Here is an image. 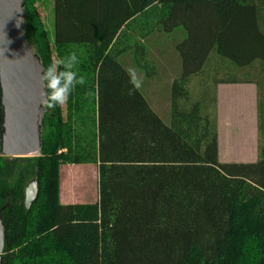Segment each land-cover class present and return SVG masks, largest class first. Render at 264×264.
Masks as SVG:
<instances>
[{
  "label": "trees",
  "instance_id": "obj_1",
  "mask_svg": "<svg viewBox=\"0 0 264 264\" xmlns=\"http://www.w3.org/2000/svg\"><path fill=\"white\" fill-rule=\"evenodd\" d=\"M35 2L24 0L29 45L45 69L76 53L85 84L66 116L45 106L39 156L0 154L1 264H264V0H54L52 42ZM178 27L183 72L166 125L120 59L143 54L137 35ZM214 57L259 76L207 82ZM193 79L257 86L256 163L220 162L217 99L192 92ZM62 165L98 166V202H60Z\"/></svg>",
  "mask_w": 264,
  "mask_h": 264
},
{
  "label": "rangeland",
  "instance_id": "obj_2",
  "mask_svg": "<svg viewBox=\"0 0 264 264\" xmlns=\"http://www.w3.org/2000/svg\"><path fill=\"white\" fill-rule=\"evenodd\" d=\"M34 5L52 42L54 0H36ZM186 38L187 32L183 27L176 28L172 33L155 32L146 39L137 35L136 42L143 47V54L131 52L120 59L136 87L166 125L171 124V87L175 78H178L183 72L178 46ZM31 48L40 59L35 49ZM54 57L56 58V55ZM212 62L213 69L206 72L207 77L205 78L210 83L215 75L219 79L227 78L226 76H231V74L241 78H246L247 74L254 78L259 76V66H255L254 70L250 69L244 75L238 72L233 73L234 69L229 66V63L216 57L213 58ZM202 81L193 79L190 83L191 90L196 94L209 88L211 93L209 99L214 95L217 99L212 106L216 109L220 162L256 163L259 159L260 147L257 130L259 96L257 86L253 84H219L215 88L214 84L206 82L202 85ZM62 107L66 116L67 104L65 103ZM2 132L3 129L1 128L0 133ZM37 156L39 154L13 158ZM98 199V166L62 165L60 167V202L62 204H94L98 202Z\"/></svg>",
  "mask_w": 264,
  "mask_h": 264
},
{
  "label": "water",
  "instance_id": "obj_3",
  "mask_svg": "<svg viewBox=\"0 0 264 264\" xmlns=\"http://www.w3.org/2000/svg\"><path fill=\"white\" fill-rule=\"evenodd\" d=\"M9 41V43H8ZM41 60L25 38L24 0H0V152L6 157L40 154L45 106L42 103ZM37 181L26 187L25 205L37 196ZM5 226L0 219V264Z\"/></svg>",
  "mask_w": 264,
  "mask_h": 264
},
{
  "label": "clouds",
  "instance_id": "obj_4",
  "mask_svg": "<svg viewBox=\"0 0 264 264\" xmlns=\"http://www.w3.org/2000/svg\"><path fill=\"white\" fill-rule=\"evenodd\" d=\"M9 43V41H8ZM79 63L76 53L57 59L41 74L42 103L50 110L63 106L76 85H84L85 79L74 70Z\"/></svg>",
  "mask_w": 264,
  "mask_h": 264
},
{
  "label": "crops",
  "instance_id": "obj_5",
  "mask_svg": "<svg viewBox=\"0 0 264 264\" xmlns=\"http://www.w3.org/2000/svg\"><path fill=\"white\" fill-rule=\"evenodd\" d=\"M176 79V78H175ZM66 204V203H65Z\"/></svg>",
  "mask_w": 264,
  "mask_h": 264
},
{
  "label": "flooded vegetation",
  "instance_id": "obj_6",
  "mask_svg": "<svg viewBox=\"0 0 264 264\" xmlns=\"http://www.w3.org/2000/svg\"><path fill=\"white\" fill-rule=\"evenodd\" d=\"M0 132H1V130H0Z\"/></svg>",
  "mask_w": 264,
  "mask_h": 264
}]
</instances>
